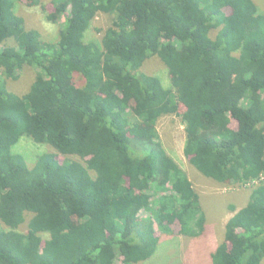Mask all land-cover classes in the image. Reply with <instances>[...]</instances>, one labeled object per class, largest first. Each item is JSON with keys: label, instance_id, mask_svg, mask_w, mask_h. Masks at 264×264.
<instances>
[{"label": "trees", "instance_id": "16d2710c", "mask_svg": "<svg viewBox=\"0 0 264 264\" xmlns=\"http://www.w3.org/2000/svg\"><path fill=\"white\" fill-rule=\"evenodd\" d=\"M17 1L0 0V264H140L157 249L156 227L198 236L199 196L159 141L165 116L181 118L183 153L197 172L252 189L245 207L231 208L212 264H261L264 13L256 2L22 0L48 23L63 20L44 41L14 13ZM99 14L110 25L100 44L86 42ZM151 57L171 87L141 71ZM27 67L36 69L29 90L10 92ZM22 137L55 153L30 168L13 151Z\"/></svg>", "mask_w": 264, "mask_h": 264}, {"label": "rangeland", "instance_id": "374dc122", "mask_svg": "<svg viewBox=\"0 0 264 264\" xmlns=\"http://www.w3.org/2000/svg\"><path fill=\"white\" fill-rule=\"evenodd\" d=\"M50 1L42 0V5H46ZM253 1L256 2L259 11L264 13V0ZM14 13L23 18L26 30H37L44 41L56 39L63 21L60 19L57 24L48 23L45 20L44 11L39 6L29 7L22 0L16 2ZM110 22L111 18L109 16L99 14L85 33V41L100 44L102 31L110 25ZM214 35L215 32H212L211 36L214 37ZM141 71L159 78L164 88L171 87L167 68L158 58H149ZM17 75L18 79L15 82H10L8 89L10 92L22 96L29 90L36 75V69L27 67L23 71H18ZM131 114L130 112L129 119L132 124L137 121V117L131 116ZM231 127H236L234 120L231 121ZM157 132L166 154L185 173L188 181L194 187V191L198 194L199 204L205 215V222L202 232L196 237L180 235L177 229L174 231L175 234L164 235L156 227V235L160 238L157 249L150 259L140 264H212L211 254L224 240V228L227 220L232 215L231 208L239 210L246 206L251 197V186L222 185L205 178L197 172L183 153L186 144V133L181 118L175 116L160 118L157 123ZM13 151L24 156L30 168L34 166L37 156L45 153H55L51 146L37 144L30 137L20 138ZM63 157L60 155L58 159L62 160ZM149 194L153 199L161 196V193L156 192H150ZM140 214L142 217L148 216L144 210ZM29 219L30 216H27L26 220ZM25 227L26 224L21 227L20 232H25ZM121 261L119 257H116L114 263L121 264ZM261 264H264V259Z\"/></svg>", "mask_w": 264, "mask_h": 264}, {"label": "clouds", "instance_id": "9594fccd", "mask_svg": "<svg viewBox=\"0 0 264 264\" xmlns=\"http://www.w3.org/2000/svg\"><path fill=\"white\" fill-rule=\"evenodd\" d=\"M44 236H46V237H47V234H44V235H43V237H44ZM46 237H44V238H46Z\"/></svg>", "mask_w": 264, "mask_h": 264}]
</instances>
